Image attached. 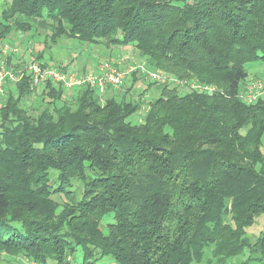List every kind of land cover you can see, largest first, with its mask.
Masks as SVG:
<instances>
[{"label":"trees","instance_id":"16d2710c","mask_svg":"<svg viewBox=\"0 0 264 264\" xmlns=\"http://www.w3.org/2000/svg\"><path fill=\"white\" fill-rule=\"evenodd\" d=\"M20 17L43 21L54 42L134 46L152 67L215 91L159 83L161 94L132 123L141 105L126 93L102 103L82 86L73 107L68 90L46 82L33 115L30 77L8 86L0 250L39 264H70L78 247L81 264L106 256L110 264H199L207 247L217 264L264 255V99L238 96L247 63L264 61V0H2L0 41L30 28ZM254 226H263L255 241Z\"/></svg>","mask_w":264,"mask_h":264},{"label":"rangeland","instance_id":"374dc122","mask_svg":"<svg viewBox=\"0 0 264 264\" xmlns=\"http://www.w3.org/2000/svg\"><path fill=\"white\" fill-rule=\"evenodd\" d=\"M1 2L2 0H0V5ZM11 20L13 19H10V21ZM19 20L26 24H30V28L26 30L15 29L12 34L6 37V39L0 41V55L2 59L5 58L3 54V48L7 47L8 50H10L11 52L14 48H19L20 53H12L10 55L12 57L11 65L13 67L23 65L24 62L28 60L31 55L38 58V55L40 54L42 55L41 61L45 60L50 64L56 66H63L68 69L69 66L72 65L74 67L70 68L76 69L79 72H83V65H93L91 68H89V71L99 72L100 64L108 62L116 67L120 66L124 70L134 64H143L145 69H147L149 72H159L162 75L165 74L167 77H172L164 73L162 70L156 68L155 66L152 67L151 64H149L147 60L148 58L144 51H139L134 46H125V48H123L122 46H114L107 43L104 39H101L96 43H88L80 41L77 38L67 36H62L58 40L56 39L57 41L54 42V39H52L50 35L51 28H49V26L46 25L43 21L28 19L24 17H20ZM246 68L248 70L247 80H250L252 78H259L264 80V61H255L247 63ZM148 75L149 74L147 73V71L145 73H141L138 70L132 72L123 80V83L119 87L110 86L108 87L106 93L102 95L99 94L101 102H105V98L109 95L112 89H116V93L118 94H121L122 91L126 90L123 93L127 94V98L135 100V102L139 101L141 105L140 111H143L142 113L136 112L135 114L130 116L128 120L132 123H140L144 118V114L149 106V103L152 100L156 99L162 91L161 85L157 81L155 82L153 79H151ZM141 80H143L142 86L144 88L140 86ZM182 81L187 82V85L182 88L179 87L181 93L189 91L190 88L193 87V85H197L198 82L196 79ZM157 83L159 84V89H156L154 87ZM13 85H9V87ZM131 86L134 91H131V89H129ZM41 91V88L38 86L36 87V90L32 95L25 98V103L28 106L30 113L33 115L39 114L40 109L43 107L40 105ZM78 94V90L76 89L65 91L64 96L66 99V103L74 107L77 102ZM1 98L5 99V97ZM63 102L64 101H60L58 103V106H61ZM261 149L264 153V136L262 139ZM52 181H54V176H52ZM74 185L79 186L80 188L83 187V183L81 181H75ZM54 199L61 202L62 205L66 202V199L63 195H57L54 197ZM260 227L262 228L263 226ZM260 227L255 228L254 226L253 228L249 229V235L253 241H255L256 234L259 232ZM103 228L105 232H107V225L105 223L103 224ZM211 250V247L206 248L204 261L199 264H217L216 258L213 256ZM248 256L249 252L246 251V254L244 256H237L236 258L231 259L230 261H233L235 263H241L243 260L247 259ZM253 258L254 260H251V264H264V255L254 253ZM31 260V258L21 255L11 256L6 254L4 251L0 250V264H30ZM83 261V252L81 248L78 247L70 260V264H81ZM113 261L114 260L111 259L110 256H106L104 258L99 259L98 263L110 264ZM50 264L56 263H54L53 261Z\"/></svg>","mask_w":264,"mask_h":264},{"label":"built area","instance_id":"2783aa9c","mask_svg":"<svg viewBox=\"0 0 264 264\" xmlns=\"http://www.w3.org/2000/svg\"><path fill=\"white\" fill-rule=\"evenodd\" d=\"M20 53L19 48H14L11 52L7 47L3 48L4 59L0 55V101L4 99L1 97L7 96V90L9 85H15L19 81L23 80L25 76H29L33 87H38L43 83L51 82L56 86H61L66 90H73L82 86H90L98 91L100 95L106 93L108 87H119L123 80L132 72L139 71L141 73H147L148 76L158 83H171L178 87H185L187 82L178 80L173 77H167L159 72H149L145 69L143 64L131 65L126 70L120 66L116 67L111 63L105 62L100 64V71H87L79 72L76 69H68L63 66H56L50 63H45L38 58L31 55L23 65L13 67L7 64L8 58L11 54ZM119 61V60H118ZM98 69V68H97ZM169 78V79H167ZM183 82V83H182ZM185 83V84H184ZM191 84V83H190ZM190 86V85H189ZM197 89L199 91L212 92L215 91V86H210L201 82H197V85H193L190 88ZM238 96L241 100L247 104H255L264 99V80L259 78H252L246 80L240 89ZM0 102V103H1ZM30 264H39L38 262L31 260Z\"/></svg>","mask_w":264,"mask_h":264},{"label":"crops","instance_id":"0c3cea01","mask_svg":"<svg viewBox=\"0 0 264 264\" xmlns=\"http://www.w3.org/2000/svg\"><path fill=\"white\" fill-rule=\"evenodd\" d=\"M122 47L125 48V46H122ZM126 47H128V46H126ZM129 47H131V46H129ZM92 66H93V65H92ZM92 66H90V65H87V66H86V65H83V72H87V71H89V68H91ZM70 67L73 68L74 66L70 65V66H69V69H70ZM72 68H71V69H72ZM81 71H82V70H81ZM133 80H134V79H133ZM142 82H143V80H141V84H140V86H142ZM132 84H133V82H132ZM158 86H159V85H156V86H154V87H155L156 89H159ZM142 88H144V87L142 86ZM129 89H131V91H132V90L134 91V89L132 88V86H131ZM138 89H140V88H138ZM138 89H137V90H138ZM127 90H128V89H127ZM116 91H117L116 89H112V91H110L109 95H111V94H117ZM125 91H126V90H125ZM125 91H122L121 93H123V92H125ZM138 112H139V113H142L143 111H142V110L140 111V109H139Z\"/></svg>","mask_w":264,"mask_h":264}]
</instances>
